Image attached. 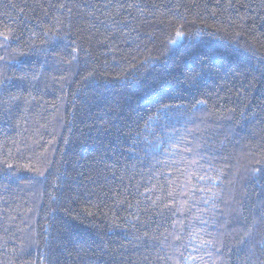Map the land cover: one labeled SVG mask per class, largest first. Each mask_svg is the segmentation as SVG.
<instances>
[{"label":"trees","instance_id":"obj_1","mask_svg":"<svg viewBox=\"0 0 264 264\" xmlns=\"http://www.w3.org/2000/svg\"><path fill=\"white\" fill-rule=\"evenodd\" d=\"M0 264H264V0H0Z\"/></svg>","mask_w":264,"mask_h":264},{"label":"snow or ice","instance_id":"obj_2","mask_svg":"<svg viewBox=\"0 0 264 264\" xmlns=\"http://www.w3.org/2000/svg\"><path fill=\"white\" fill-rule=\"evenodd\" d=\"M61 7H63V5H61ZM129 7H131V5H129ZM55 35H56V34L53 33V36H55ZM181 35H183V33L180 32L179 30H177V32H176V36L179 37V36H181Z\"/></svg>","mask_w":264,"mask_h":264}]
</instances>
